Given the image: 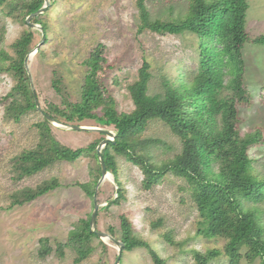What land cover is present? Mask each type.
I'll return each instance as SVG.
<instances>
[{
    "label": "rangeland",
    "instance_id": "1",
    "mask_svg": "<svg viewBox=\"0 0 264 264\" xmlns=\"http://www.w3.org/2000/svg\"><path fill=\"white\" fill-rule=\"evenodd\" d=\"M246 30L250 40L246 42L244 85L248 103L238 104V129L242 136L259 130L262 138L248 150L249 172L264 178V46L251 40L264 34V0H247ZM50 6L41 14L47 25L42 52L30 56L29 68L37 97L46 111L50 104L64 108V99L77 102L87 67L83 60L92 49L102 43L106 63L100 79L116 102L119 112L134 108L127 86L138 75L146 60L150 65L149 94L161 92L162 77H172L179 66L196 69L199 57V36L184 32L160 34L149 30L138 32L136 0H50ZM188 0H149L153 16L162 19L177 18L187 11ZM1 17V12H0ZM6 32L3 47L11 51V43L27 27L5 19ZM34 32V47L40 43L42 31ZM54 72L61 79V93L52 87ZM13 79L0 73V264H74L75 253L65 250L64 257L53 251L45 258L37 254L39 238L49 237L50 244L67 240L68 231L80 218L92 212L93 200L76 185L90 180L88 170L97 162L92 156H82L74 162L57 161L42 171L20 180L13 179L12 158L33 147L38 140L35 125L43 119L40 111L31 110L19 121L4 118V101ZM67 123L63 120H60ZM71 124L100 126L95 120ZM54 136L70 148L85 147L101 141L104 135L97 131L65 129L51 124ZM106 128V127H105ZM115 130L111 127H107ZM142 138L157 139L150 147L153 159L160 163L172 158L181 150V140L160 120H151ZM118 179L124 189L119 204L110 203L117 196L118 185L114 175L98 189L97 200L101 204L97 216V228L109 233L113 228L120 235V215H126L135 233L146 240L168 264H196L195 251L222 250L224 238H206L198 233L200 219L185 180L167 173L163 180L152 187L141 186L143 174L139 167L122 156H116ZM57 177L60 185L22 206L8 207L10 194L23 187H34L44 179ZM242 209L250 213L264 237L263 200L255 201L238 195ZM94 237L91 254L79 264H114L117 246L110 240ZM245 251L244 249L242 250ZM242 259L240 264H259ZM120 264H153L145 248L123 251ZM208 264H228L222 252Z\"/></svg>",
    "mask_w": 264,
    "mask_h": 264
},
{
    "label": "trees",
    "instance_id": "2",
    "mask_svg": "<svg viewBox=\"0 0 264 264\" xmlns=\"http://www.w3.org/2000/svg\"><path fill=\"white\" fill-rule=\"evenodd\" d=\"M149 0H136L138 32L145 30L160 34L191 32L199 36V57L196 69L179 66L170 78L162 77L161 92L149 94L151 72L144 60L137 78L127 86L134 108L119 112L115 99L101 82L100 72L106 63L105 46L98 43L83 60L87 67L77 102L64 99V108L50 104L45 112L67 123L95 120L100 126L115 130V142L102 150L104 161L118 185L117 196L110 201L119 204L124 189L118 179L116 156H122L141 170V186L151 189L167 173L185 180L190 196L199 214L198 233L206 238H224L223 249L195 251L196 264H208L222 252L228 264H240L244 258L254 261L261 257L264 264V237L253 216L245 212L238 195L255 201L263 200L264 178L249 172L248 150L261 141L259 130L242 136L238 129V104L248 103L244 85L245 59L243 49L250 40L246 30L247 0H188L187 11L177 18L162 19L153 16ZM44 0H0V73H7L13 85L4 101V118L19 121L25 113L36 110L27 71L26 54L34 47V32L26 17L38 10ZM27 25L11 43V51L3 47L6 32L5 19ZM32 22L40 24L44 32L47 25L39 15ZM264 46V34L251 40ZM42 52V49H38ZM52 87L61 93V79L54 72ZM160 120L181 140V150L160 163L153 159L150 147L157 139L142 138L151 120ZM38 130L36 144L12 158L14 180L31 176L57 161L74 162L82 156H92L97 162L88 170L90 180L77 182L93 200L96 183L101 175L96 146L99 141L85 147L70 148L53 134L51 124L43 117L35 123ZM57 177L44 179L34 187L26 186L10 194L8 207L22 206L57 188ZM99 212V211H98ZM90 216L78 219L68 231L65 242L53 247L49 237L39 238L37 254L45 258L55 251L64 257L67 248L75 253L73 263L83 262L93 251ZM109 233L123 243V251L145 248L153 264H168L146 240L139 237L126 215H120V235L113 228ZM103 246L106 243L101 241ZM245 250L244 252L242 250Z\"/></svg>",
    "mask_w": 264,
    "mask_h": 264
},
{
    "label": "water",
    "instance_id": "3",
    "mask_svg": "<svg viewBox=\"0 0 264 264\" xmlns=\"http://www.w3.org/2000/svg\"><path fill=\"white\" fill-rule=\"evenodd\" d=\"M50 0H44V4L35 12L29 14L25 21L28 24V26L30 28H38L42 31V38L40 43H38L37 45H35V47H33L25 56L24 58V67L27 71V75L29 78V82H30V87L33 93V97H34V102H35V107L38 111H40L42 113V115L44 116L45 119H47L49 121L50 124L54 125V126H58V127H62L65 129H73V130H82V131H97L101 134L104 135V138L101 139V141L97 144L96 146V153H97V157H98V161H99V165L101 168V175L96 183L95 186V191L93 194V209L91 212V216H90V221H89V225H90V232L94 233L99 239L105 241V239H108L110 241H112L116 246H117V250H118V254L117 257L115 259V263L114 264H120L121 262V257L123 254V243L118 240L116 237H114L113 235H111L108 232L105 231H100L97 228V216H98V211L99 208L101 206V204L98 202L97 200V196H98V189L99 186L110 176L113 175L110 171H108L105 161H104V157H103V153L102 150L103 148L109 143V142H115V136L116 133L109 128H105V127H98V126H86V125H77V124H71V123H64L56 118H54L53 116H51L50 114H48L47 112H45V110L43 109V107L40 104V101L37 97L35 88H34V84H33V80H32V75L30 72V68H29V59L30 56L34 53H36L41 45L42 42H44L45 38H46V34L43 32V27L40 24L34 23L32 22V19L43 14L48 7L50 6Z\"/></svg>",
    "mask_w": 264,
    "mask_h": 264
},
{
    "label": "bare ground",
    "instance_id": "4",
    "mask_svg": "<svg viewBox=\"0 0 264 264\" xmlns=\"http://www.w3.org/2000/svg\"><path fill=\"white\" fill-rule=\"evenodd\" d=\"M110 179H111V175L106 180H110ZM105 240H107V239H105Z\"/></svg>",
    "mask_w": 264,
    "mask_h": 264
}]
</instances>
